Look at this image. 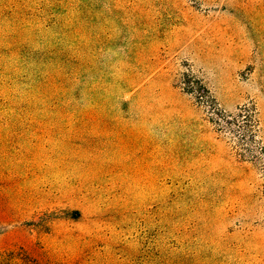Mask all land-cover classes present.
<instances>
[{"label": "rangeland", "instance_id": "1", "mask_svg": "<svg viewBox=\"0 0 264 264\" xmlns=\"http://www.w3.org/2000/svg\"><path fill=\"white\" fill-rule=\"evenodd\" d=\"M188 70L264 146V0H0V264H264L262 154Z\"/></svg>", "mask_w": 264, "mask_h": 264}, {"label": "trees", "instance_id": "2", "mask_svg": "<svg viewBox=\"0 0 264 264\" xmlns=\"http://www.w3.org/2000/svg\"><path fill=\"white\" fill-rule=\"evenodd\" d=\"M180 83L187 93L195 95L198 103L208 108L209 120L216 126L217 132L232 133L242 155L259 158L262 154L264 162V146L257 140L256 134L260 123L256 105L244 104L238 107L236 113L226 112L218 105L205 80L192 70L182 73Z\"/></svg>", "mask_w": 264, "mask_h": 264}]
</instances>
